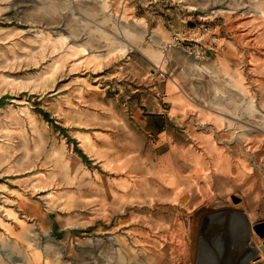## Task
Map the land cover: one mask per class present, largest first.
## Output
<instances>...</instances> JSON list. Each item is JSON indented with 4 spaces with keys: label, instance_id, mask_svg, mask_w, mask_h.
Instances as JSON below:
<instances>
[{
    "label": "rangeland",
    "instance_id": "obj_1",
    "mask_svg": "<svg viewBox=\"0 0 264 264\" xmlns=\"http://www.w3.org/2000/svg\"><path fill=\"white\" fill-rule=\"evenodd\" d=\"M204 20L222 52L166 48ZM198 156L195 204L132 207L151 166L166 176ZM231 206L263 240L264 0H0V264L14 247V264H188L201 215ZM149 218L158 245L184 234L185 261L145 259ZM204 230L212 264H241L243 230Z\"/></svg>",
    "mask_w": 264,
    "mask_h": 264
},
{
    "label": "bare ground",
    "instance_id": "obj_2",
    "mask_svg": "<svg viewBox=\"0 0 264 264\" xmlns=\"http://www.w3.org/2000/svg\"><path fill=\"white\" fill-rule=\"evenodd\" d=\"M166 48H167V46H166ZM251 107H250V112H253L254 111L253 106H251ZM173 163L175 164V161L168 163V165H170L169 167L171 169H168L165 171V172L169 173L166 176L160 175L159 174L160 171L156 170L154 166H151V168L149 169V172L153 173L155 175V177H153L152 180L146 179L144 182L145 185L143 188L138 189V187H137V189H136V182H134V185L132 188V190H133L132 196L134 195L138 201L132 202L133 208H136L140 211H143V210L145 211V209L153 211V210H155L156 206L158 205L157 200H159V199H162V201H163L162 205H165V208L167 209V211H171L172 209L180 210V209L185 208V207L189 208L191 203L195 204L193 202H196L198 197H197V193H195V191H194V188H195V186H200L202 184V182L206 181V179H207V176H206L207 162L205 160H202V158L200 156H198L197 160H195V163L197 164V166L195 168L189 169V170H188L189 166H187L184 163L181 164L179 168H176L174 170L173 169V166H174ZM176 163H177V161H176ZM202 203H203V200L198 201L196 203V206L198 207V205H200ZM237 207L231 206L229 208H220L215 212H209L207 214L201 215V218L199 220L200 224L198 223V227H199L198 235L199 236L197 237L195 244L193 246V256H192V259L190 260V262L188 264H212V262H211L212 260H211L210 256L208 255L210 252L206 253V250H205V248H207L206 247L207 245L205 242L206 238L204 236V235H206L205 230H204L205 224L210 227L212 232L216 231V230L217 231L220 230L219 232H222V233H228V232L236 233L237 229H241L244 231V233H242V237L240 236L241 240L239 241V247H241V250H240L241 251L240 252V254H241L240 255V263L241 264H260L264 260V239L261 241H259V240L253 241L252 236L254 234L252 235L253 232H252L251 221L249 220L246 213H244L241 210V207L240 208H237ZM198 216H200V215H198ZM203 216H207L208 218L203 219ZM190 218H191V216H190ZM142 222L147 223V225H149L151 230H155V232H153L152 235L143 234L140 231L138 232V235L139 236L142 235L145 239L142 242L139 240L136 241V244L141 243L140 249H142V252L144 254L145 259H147L148 261L153 260L156 263V262L160 261V258L165 256V253H166L165 251L167 250V248H169L171 250L170 255H174V251L177 252V255H178L177 261L178 262H181L182 260L185 261L187 259V257H188L187 256L188 245H187V242L185 240L184 234H182L180 231L174 229L173 232H171L168 236L166 235L163 237V243L164 244L158 245L156 240L151 239V237L155 236V233L159 232L160 230L165 231L162 228V227H164V225H163L164 223L163 222L160 223L161 222L160 220H152L150 218L147 220L145 219ZM2 226H3V224H2ZM165 229L167 230V233H168L169 227L167 226V228H165ZM219 235H220V233H219ZM11 236H13V235H11ZM228 237H229V235H228ZM204 238H205V240H204ZM224 242H225V240L223 241V243ZM7 248H8V246H7ZM3 250L6 251V249L4 248V242L2 241V239L0 237V252L1 253L4 252ZM7 251H8V255H9L7 257L8 262H12V264H14L15 261L20 259L21 256H20V253L18 251H16V247H14L13 249L10 248ZM231 252H233V251H231ZM211 256H212V254H211ZM132 260H133V258H132Z\"/></svg>",
    "mask_w": 264,
    "mask_h": 264
},
{
    "label": "built area",
    "instance_id": "obj_3",
    "mask_svg": "<svg viewBox=\"0 0 264 264\" xmlns=\"http://www.w3.org/2000/svg\"><path fill=\"white\" fill-rule=\"evenodd\" d=\"M167 47L180 49L196 62H204L209 56L222 52L225 44L224 37L215 32L214 26L204 20L197 26L188 27L173 35ZM159 76H162V73Z\"/></svg>",
    "mask_w": 264,
    "mask_h": 264
},
{
    "label": "water",
    "instance_id": "obj_4",
    "mask_svg": "<svg viewBox=\"0 0 264 264\" xmlns=\"http://www.w3.org/2000/svg\"><path fill=\"white\" fill-rule=\"evenodd\" d=\"M253 230L258 235L259 238H264V222L253 226Z\"/></svg>",
    "mask_w": 264,
    "mask_h": 264
},
{
    "label": "trees",
    "instance_id": "obj_5",
    "mask_svg": "<svg viewBox=\"0 0 264 264\" xmlns=\"http://www.w3.org/2000/svg\"><path fill=\"white\" fill-rule=\"evenodd\" d=\"M43 116H44V117H46V114H43ZM82 157H83V159H85V157H84V156H82Z\"/></svg>",
    "mask_w": 264,
    "mask_h": 264
},
{
    "label": "crops",
    "instance_id": "obj_6",
    "mask_svg": "<svg viewBox=\"0 0 264 264\" xmlns=\"http://www.w3.org/2000/svg\"><path fill=\"white\" fill-rule=\"evenodd\" d=\"M211 57H212V56H209V57L207 58V60L210 59Z\"/></svg>",
    "mask_w": 264,
    "mask_h": 264
}]
</instances>
